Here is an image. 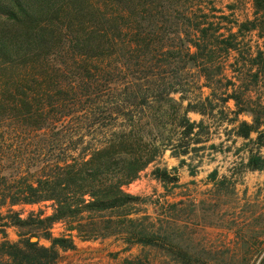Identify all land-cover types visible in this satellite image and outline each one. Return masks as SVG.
<instances>
[{
    "label": "trees",
    "instance_id": "trees-1",
    "mask_svg": "<svg viewBox=\"0 0 264 264\" xmlns=\"http://www.w3.org/2000/svg\"><path fill=\"white\" fill-rule=\"evenodd\" d=\"M92 1L0 4V264H55L59 252L74 249L73 239L106 238L124 252H163L165 264H203L124 187L172 138L201 143L203 123L190 122L188 113L210 116L214 102L229 100L232 134L248 141L256 135L246 167L264 175V97L255 91L264 85V0H249L250 20L230 23L231 15L207 8L206 0ZM252 33L253 47L245 42ZM153 175L163 187L176 182L165 169ZM23 206L41 207L25 215L14 209ZM163 207L192 213L194 205ZM55 224L63 229L56 237ZM246 240L239 237L243 251L231 252L254 264L264 238ZM133 258L129 264L146 263Z\"/></svg>",
    "mask_w": 264,
    "mask_h": 264
},
{
    "label": "rangeland",
    "instance_id": "rangeland-1",
    "mask_svg": "<svg viewBox=\"0 0 264 264\" xmlns=\"http://www.w3.org/2000/svg\"><path fill=\"white\" fill-rule=\"evenodd\" d=\"M92 2L95 4L94 0ZM207 2V8L212 7L223 15H231L226 20L229 23L234 19L241 22L252 17L249 0H206L205 3ZM8 3L9 0H0V4L8 5ZM83 7V3L78 4L79 9ZM217 15L219 13H215V16ZM245 42L253 47L256 42L254 33L250 34ZM255 91L264 97V85H260ZM201 92L203 96L209 94L207 89H202ZM218 95L216 92L214 99ZM171 97L176 102L179 99L177 94ZM185 104L186 101L182 102L181 107L183 108ZM213 105L216 108L210 116L187 114L190 122L203 123V127L198 129L197 137V141L201 143L193 144L192 141L184 139L181 140L183 145L181 146L172 138L173 142L170 146L139 173L137 179L127 184L124 191L143 199V203L139 206L143 213L152 221L156 218L162 219V229L169 228L167 233L176 237V243H183V246L188 247L197 262L251 264L254 258H241L231 250L237 248L243 251L244 248L239 241L241 236L244 241L255 233L264 238V175L260 171H251L246 167L249 151L254 150L252 143L256 135L250 134L248 141L232 134L231 129L234 124L229 122L232 118L229 112L233 111L234 107L231 100L224 105L220 102H214ZM237 119L250 123L248 115H240ZM195 132L197 129L193 130V133ZM194 138L196 137L190 136L189 139ZM173 151L178 153L184 151L185 154L175 157L171 154ZM260 153L264 155V147ZM155 168L165 169L169 177H174L176 182H166L163 187L153 175ZM213 171L214 180L210 178ZM179 200L187 205L193 204V212L190 213L187 207L174 213L163 209L165 204ZM38 207L41 206H23L14 209H22L25 215L26 212L35 211ZM44 210L46 214L49 213L48 208ZM5 233L9 241L13 242L17 239L13 228L5 229ZM51 233L55 237L61 235L62 226L53 225ZM73 243V250L59 252L55 264H129L135 256L145 258V264H165L168 261V257L156 249L134 246L124 252L122 250L124 246L114 238L85 242L73 239ZM39 244L47 245L43 240H39ZM263 254L264 247L254 264L258 263Z\"/></svg>",
    "mask_w": 264,
    "mask_h": 264
}]
</instances>
